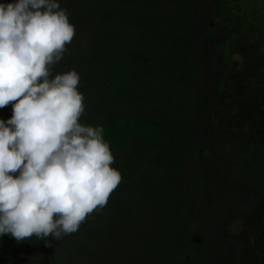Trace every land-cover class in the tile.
I'll return each mask as SVG.
<instances>
[{"label": "trees", "instance_id": "1", "mask_svg": "<svg viewBox=\"0 0 264 264\" xmlns=\"http://www.w3.org/2000/svg\"><path fill=\"white\" fill-rule=\"evenodd\" d=\"M20 1L32 15L25 18L31 26H35L36 17L41 22L47 17L55 23L60 20L50 0ZM95 1L101 8L99 24L138 29L137 33L143 32V42L129 52L123 49L119 53L105 44L97 55L82 62L95 73L81 89L95 88L98 100L95 109H83L82 126L75 132L55 129L56 143H68V139L75 142L70 150H57L53 145L49 154L37 142L24 146L19 154V168H25L27 173L28 168L36 167L44 175L21 196L27 212H33L37 206L52 213L79 214L77 221L67 225V240L81 237L86 245L79 246L78 242L73 251L96 252L99 248L96 245H105L103 250L110 249L108 264L119 263V254L115 252L123 246L119 239L136 236L141 243L139 247L146 249L145 254L149 252L151 264H183L180 254L185 249L188 253L198 250L204 254L220 245L227 247L228 256L219 261L206 256V263L218 264L223 260V264H264V196L260 197L259 192L254 199H237L240 187H250L251 191L264 187L263 149L248 148L246 161L222 176L225 178L212 174L215 149L210 130L217 123L216 112L237 101V96L218 98L224 84L230 85L227 82L234 76V70L224 74L225 56L232 40L230 0ZM114 2L120 5L119 9L110 10ZM220 10L226 13L224 23H220ZM71 18L64 16L65 20ZM106 37L107 33L103 39ZM261 46H248L244 53L245 67H251L250 72L257 74L263 70L260 65H264V54L254 57L252 53ZM6 59L0 57V132L7 130L20 136L28 132L26 124L30 119L40 120L38 112L32 113L28 104L35 100L34 104L44 108L48 98L34 93L42 78L29 67L12 69L18 77L26 78V83L6 92L2 87L14 82L3 68ZM246 73L240 71L237 77ZM244 103L255 104L248 112L254 125L260 127L264 123V117H260L264 113V96L244 98ZM119 106L123 112L116 110ZM244 108L234 109L245 115ZM12 109L20 111L17 120L6 117ZM53 112L67 122L76 118L65 108ZM90 151L117 155L113 160L121 159L115 166L125 169L124 185L118 189L110 187L102 180L105 175L84 159L74 164L67 159L79 158L80 153ZM256 164L263 168L255 170ZM73 166L74 172L70 169ZM145 168L155 169L156 177L153 174L149 179L136 178L139 170ZM188 168L192 170L190 179L186 177ZM249 169H254L257 175L248 183L244 176ZM0 174L9 173L0 168ZM78 180L87 187L74 189ZM101 187L106 190L100 192ZM83 199L93 201L86 200L80 207ZM90 204L97 207L94 217L84 214ZM48 228L36 231V236H31V245L38 248L48 245L47 236L57 235ZM27 240L26 235L21 246L26 247ZM109 241L113 244L108 247Z\"/></svg>", "mask_w": 264, "mask_h": 264}, {"label": "rangeland", "instance_id": "2", "mask_svg": "<svg viewBox=\"0 0 264 264\" xmlns=\"http://www.w3.org/2000/svg\"><path fill=\"white\" fill-rule=\"evenodd\" d=\"M50 2L53 3L55 13L60 15V20L55 23L47 17L41 22L36 17L35 26H31L25 18L32 15L20 0H0V57L7 58L6 61H3V68L8 70V77L11 76L14 80L13 84L10 82L2 88L7 89V92L21 83H26V78L18 77L12 69L29 67L35 75L42 78L39 89L34 93L37 96L48 98V103L44 108L34 104L35 100L28 104L30 109L33 108L32 113L38 112L40 120L30 119L26 124L29 127L27 133L18 136V134L10 133L7 130L0 132V168L9 173L5 176L0 174V264H108L110 255L107 250L110 249L103 250L105 245H94L95 248L99 247L96 252H92V249H88V252L73 251V246L78 242L81 243L79 246L86 245V241L82 243L81 237H72L67 240L69 235L67 225L77 221L79 214L74 215L75 218L72 213L59 211L52 213L37 206L33 212H27L21 196L31 188L33 182L42 180L44 175L36 167L28 168L30 171L25 173V168L24 170L19 168L18 160L24 146L27 147L33 142L39 143L41 148L49 154L54 150L53 145L58 148L57 150L65 151L75 145L72 139H68V143L65 141L56 143L53 134L55 129L67 128L70 129L69 133L75 132L82 126L83 109L96 108L97 90L89 86L84 90L81 89L82 85H87L86 80L92 78L95 71L93 68L85 67L82 62L88 60L90 56L97 55L105 44L112 46L114 52L119 53L123 49L129 52L143 42V32L137 33L138 29L127 25L113 27V25L99 24L98 17L102 16L101 8L97 6L95 0H50ZM119 6L114 2L112 7L109 6V9L117 10ZM230 8L232 24L229 35L232 40L225 56L224 74H230L234 70V76L227 82L230 85L224 84L218 98L222 99L225 96L235 98L237 96V101L217 110L215 116L217 123L210 130L213 137L212 145L215 149L214 157H212L215 171L212 174L216 178H225L222 176H227L231 170L238 168L246 161L245 156L248 148L261 146L264 151V123L259 124L260 127L254 125L248 110H251L255 104L247 106L244 103V98L255 99L264 96V65H260L263 70L258 74L250 72L252 68H246L244 65L246 61L244 53L248 46H261L264 43L262 42L264 41V0H230ZM219 12L222 18L220 23H224L223 19L226 18V13L223 10ZM68 15H71L72 18L65 20L64 16ZM105 33L108 34V38L103 39ZM252 54L254 57L264 54V47L261 46ZM244 70L247 73L241 78L237 77V73ZM96 87L99 86L96 85ZM37 106L39 111H37ZM29 108L26 106V109ZM62 108H65L73 116L75 115V120L67 122L53 112ZM234 108H244L247 110V114L240 115ZM19 109L22 111L21 108ZM18 110L12 109L6 117L17 120L18 112L20 113ZM116 110L124 111L121 106ZM260 117H264V113L260 114ZM34 128L35 130H33ZM79 155H81L79 158L74 159L71 156L67 159L73 164L79 159H84L98 173L105 175L102 180L110 187L118 189L119 186L124 185L126 181L125 169L115 166L116 163H121V159L113 160L117 155H112L108 151H90L85 155L81 153ZM102 165L103 167L107 166L103 169ZM258 167L259 169L263 168L256 164L254 169L256 170ZM70 169L75 171L74 166ZM254 169H249L247 175L244 176L248 179V181L246 178L244 179L246 182L249 183L256 178L257 172ZM153 174L155 178V169L145 168L142 172L139 170L135 177L143 176L149 179L153 177ZM191 174L192 170L188 168L186 177L190 179ZM263 176L262 178L259 176V179L264 180ZM74 187L78 191L87 185L82 180H78ZM262 187L263 185L260 187V191H251L250 187L238 188L240 194L237 197L238 201L254 199L257 196L255 193L259 192L260 197L264 196V187ZM252 188H259V186ZM105 190V187L100 188V192ZM84 193L86 194V192ZM81 195L84 196L83 193ZM121 197L127 200L124 195ZM86 200L92 199H83L79 206L81 207V203ZM96 209V206L90 204L84 214L94 217ZM22 218H24V222H22ZM230 218L232 217L230 216ZM23 223L24 225H22ZM47 227L51 228L54 233L57 232V235L47 236L49 243L44 247L38 248L31 245L30 242L33 241L31 236H36L34 233L38 230H47ZM221 227L222 224L219 229ZM219 233L225 235L224 231L220 232L219 230ZM15 235L17 238H14ZM26 235L28 243L26 247H23L21 241ZM119 240L118 243L123 246H119L115 251L120 258L118 264H121V261L123 264H151L148 260L150 256L147 257L149 252L145 254L146 249L139 247L141 243L137 236L124 237ZM112 244L113 241L107 242L108 247ZM212 248L204 254L198 250H190L188 253V249H185L180 254V259L183 264H209L205 261L206 256L216 257L218 261L226 255L228 256L226 246L220 245ZM223 263L222 260L218 264ZM211 264L213 263L211 262Z\"/></svg>", "mask_w": 264, "mask_h": 264}]
</instances>
